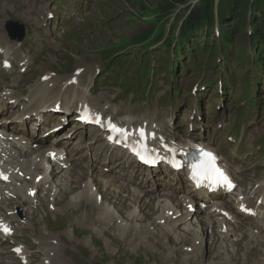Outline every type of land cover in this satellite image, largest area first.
Masks as SVG:
<instances>
[{"label":"rangeland","instance_id":"374dc122","mask_svg":"<svg viewBox=\"0 0 264 264\" xmlns=\"http://www.w3.org/2000/svg\"><path fill=\"white\" fill-rule=\"evenodd\" d=\"M175 1L181 2L180 4H176ZM205 1H208L212 5L211 16H207L204 20L205 29L207 28L205 34H208L209 37L202 38L203 34H200V40L197 38L194 39V42L198 40L195 45L198 46L199 42L203 41L200 43L202 45L201 47H203L202 43H204V46H206L208 50H211L214 46H217L219 38L222 35H227L230 39L229 42H233L231 48L234 50L230 54V59L231 57L233 59L237 55L235 51L237 49V51H239L242 48V41L240 39L241 37H235L230 33V27L232 25L230 15L224 16V20H226L228 25L223 24L224 21L220 19L219 13L223 10V0H0V25L3 23L2 27H4L7 21H13L15 18L22 22H28L25 6L29 3L34 6V9L39 12V15L44 11L52 14L53 25L51 31L41 33L37 27H28L29 35H31V40H28V43L31 44L35 50H39L42 47V42H44L46 38L52 48L49 49L44 56H37L33 60L32 66L36 69H40V71H57L61 75V81H63L69 76L70 68H79L81 63L90 64V62L96 60L95 58L98 57L99 50L103 47H107L109 44L124 45L126 44L125 40L131 39L142 33L149 35V39L142 45H135L134 48L140 53L139 59L142 58V56H146V54L142 52L148 45L150 47L147 50V54H150L151 58L163 54L165 52L164 48H162L165 43L164 41L173 37L182 27L189 13L194 8H198L199 5ZM140 7L143 9L141 13L138 11ZM14 10H16V13L12 12ZM226 10H228L227 7ZM241 11L244 13V18L247 23L240 22L239 24L244 28L242 31H246L245 34L248 36L250 33L256 31L259 25L257 21L258 15L254 9L252 0H247V3ZM46 21L48 23L51 20ZM42 35L46 36L43 37ZM0 37L4 39L1 32ZM130 46L132 45L127 47ZM208 55L210 54H205V56ZM217 62H219L218 59ZM200 69L201 71H198V69L194 67L190 69L187 68L186 71L181 73L178 79L172 81V83H162V79L160 78L156 83L155 91L150 92L148 95L147 89L140 90V97L137 99V104L128 111L130 115L125 117H129L133 121L137 120L138 125L152 124L165 127L169 135H177L185 142H187V138L192 139V136H195L197 137L196 141L201 140L205 144L218 147V149L223 152L227 151L225 147L228 146V148H230V146L227 145V143L219 141L217 138L218 130L219 132L223 130L224 121L228 123V119L230 120L234 111L241 112L243 109H248L250 114L253 115L252 120H247L252 124L251 128L254 127L257 130L256 126L258 122L260 127L256 133H262L264 131V119L259 120V118L264 115V85L257 92V98L260 104L252 111V109L248 107L251 100L248 99V96L245 95L243 91L244 83L242 77L244 75L241 73L235 74V77L230 78V86L224 87L221 83V75H217V73L211 70H203L202 67ZM233 73L237 72L235 71ZM245 76L253 81L258 77H262L263 74L259 69L251 67L247 69ZM132 77L133 73L130 71L127 74V79L130 80ZM170 85H174V87L177 88L179 91L178 95L176 96V92L174 93L173 100L169 105L163 106L162 103L161 105L158 104L157 101L163 95V89H167ZM220 87L222 96L218 99L217 96H220L216 93V89ZM104 89L105 95L102 99H98L99 101L109 100L110 91L106 88ZM204 91H207L205 98L203 101L197 102V95L199 93L203 94ZM0 93H2V89ZM133 102L134 101L130 100L128 96V99L120 105L128 106ZM122 113L124 112H119L118 117H121ZM251 115L248 116V119ZM89 132L97 134L95 130L90 129ZM227 132H231V134L235 135L236 129L230 130L228 128ZM215 133L216 136L212 139V134ZM78 137L79 135H76V138ZM223 137L229 143H233L230 140L231 137L229 134ZM260 143L263 144V141H260ZM117 160L118 159L115 158L114 162ZM263 161L264 154H262L258 160L250 163L246 170L248 178L254 179L264 174ZM121 165L127 168V173L120 170L119 172L117 171L116 174L124 175L127 178L135 176L133 185L137 186L141 191L147 192L153 200L157 195L160 197L163 194H167L174 198L186 196V193L182 194L186 190V182L183 180V176H173L171 173L159 176L154 172H148L144 169L135 167V163L128 162V160L121 163ZM121 165L116 166L115 169H118ZM54 169L56 173H58V170L56 168ZM244 174L243 172L241 177L244 176ZM109 176L116 178L112 173ZM51 180L52 177L48 178V181ZM119 181L130 186L126 182ZM155 187L160 191H153ZM246 187L248 188V186ZM238 188H241L245 192L246 188H244V186H239ZM171 189H173L178 196L175 197L174 194L171 193ZM42 190L43 193H45L44 189ZM123 195L127 196L125 193ZM253 200L255 199L253 198ZM254 202L256 204V201ZM258 206L259 205H257V207ZM193 207L195 210L200 208V211H202V213L197 214L199 217L203 216L204 211H207L208 216V210L202 209L195 203H193ZM126 208L131 209V204L128 203ZM13 213L18 220L24 222L26 215L25 208L14 207ZM115 214H117L114 219L117 222L118 230L120 226L128 228L130 223L127 220V213H124V217L120 216L119 212ZM156 215H158V213ZM261 215L264 216V209L261 210ZM261 215L251 217L248 219V222H254L256 218H261ZM68 221L69 218H64L62 222L54 226V230L65 233L70 239L75 237L81 242H86L88 250L94 249L92 239H94V242H96L97 239L103 240L104 228H97L94 226V236L85 238L80 235H74ZM103 223L106 224L108 222ZM224 226L228 228V232L225 231V235L230 238L232 234L231 227L227 224H224ZM197 227L198 225L195 218H192L185 225L179 227L176 234L181 235L183 229H196ZM206 229L207 227L205 226V234L208 235ZM216 231L218 230L216 229ZM133 236L135 237V234H133ZM245 239L246 240H243V242L238 245L241 251L247 247L246 243L249 242V239ZM139 242H146L143 236H141V240L137 239L133 245L128 246V251L118 248V253L115 256L108 257L109 263L99 262L95 264H141L136 258L140 255H142L141 261H143V264H154L151 256L148 260L145 254H137L134 252ZM153 243L160 244L157 243L156 240H154ZM163 244H165V246H163ZM163 244L162 246L164 249L162 255L165 256V260L162 261V264H174L177 263L178 260H181V240L171 242V244H169L167 240V242L164 241ZM168 245L172 247L167 248ZM189 246H192L191 242H188L187 247ZM223 247H229V242L219 238L215 250ZM207 248L208 243L204 248L205 255ZM174 249L180 254L178 257L172 252ZM195 254L196 255L189 263L186 261L183 263L194 264V261L198 258L197 252H195ZM239 254L241 257L243 256V253L239 252ZM217 255L222 258L228 254L224 253L222 250L218 252ZM199 261L203 263L200 258ZM245 261L246 258L244 259V264ZM252 264H264V262L259 261L255 263L253 261Z\"/></svg>","mask_w":264,"mask_h":264},{"label":"bare ground","instance_id":"6f19581e","mask_svg":"<svg viewBox=\"0 0 264 264\" xmlns=\"http://www.w3.org/2000/svg\"><path fill=\"white\" fill-rule=\"evenodd\" d=\"M28 16L30 18L40 17L39 12L34 8H31L28 12ZM56 81L59 82L60 80L56 77L50 78L48 81L35 86L32 89L33 94L30 98H25L24 101H29L30 104L36 103L35 105L45 102L48 99V92ZM49 84H52L51 88H49ZM2 96L3 94H0V101L2 102L14 99L11 94L5 99ZM81 99L88 102V99L84 97H81ZM0 106H5V103H0ZM73 119L74 117L70 120ZM137 123V120L133 121L127 117L116 120L117 127L123 131L133 128ZM105 128L106 124L103 123L101 131H105ZM146 130L149 139L155 144L159 142L157 141L158 137H162L166 143L181 148L184 155L194 146L190 142H174L166 128L160 125H149ZM2 138L0 137V173L5 181H0V245L4 243L3 230H11L9 227L12 226L11 236L15 240L24 241L29 246V251L26 253L28 259L26 264L109 263L108 257L115 256L118 253V248L128 251L127 247L133 245L137 239L141 240V236L146 242H139L134 252L145 254L148 260L151 256L154 264H162V261L165 260V256L162 255L163 246H165L163 243L168 240V243L171 244L170 240L177 231L176 229L174 231L170 229L175 226L181 227L177 225L179 222L189 220L196 215V212H200V209L193 210L194 194L203 193L204 198L209 201H213L215 196L214 192L210 191V186L207 183L198 185L199 178L194 173L186 170L185 174L189 180V192L186 193V196L180 199L179 202L176 198L167 194L153 200L142 191L136 190L134 192L126 184L117 181V178L116 180L106 175L110 171L103 164L96 165L92 163L79 168V165L73 164L75 158L70 154H65L64 159L56 166L59 171L57 176L54 169L49 171L48 175L53 177L51 182H47L45 178H41L36 182L34 179L41 175L43 166L53 164L51 161H54V159L47 155L48 152L55 150L45 146L31 150L30 147L33 144L29 143L30 138L27 137L18 139L16 142L8 141V136H5V141ZM95 149L94 147L93 153ZM164 155V153L159 154L160 157H164ZM61 157L62 155H59L57 159ZM169 159L170 162H181L179 159L174 160L171 157ZM162 162L165 164V161ZM184 166L188 167L187 165ZM93 167L95 171L89 172ZM28 172L34 173V175H30ZM224 176H227V174H224ZM42 188H45L47 192L43 193ZM236 189L232 192V196H228V198L234 197L232 199H235L237 195H243L237 194L235 196ZM33 190H36L37 194L31 198L30 191ZM124 193L127 196H124ZM260 194L264 197V188L257 193V200H261ZM128 203L131 204V209L126 208ZM15 206H28L26 223L20 222L13 214L12 210ZM200 206H203V204H200ZM207 206L205 204V207ZM180 207L182 212L178 214L181 211ZM213 207L220 211V214H222V210H225L222 203H216ZM233 209L236 214L241 216V219L232 223L220 214H214L216 216L215 223L219 226L209 220V215L205 219L195 216L198 227L190 229V232L185 231L180 235L179 240L182 241L181 251L183 253L184 250L185 256L181 254V260L174 264H184V261L189 263L194 256H188L187 254L195 252H197L198 258L194 261V264H221V262L222 264H244L248 249H250L248 257H252L253 260L257 257L264 258V251H261L264 249V234H260L264 229V216L260 221L249 223L246 227L242 226L243 221L254 215V211L255 214L261 215L264 203L257 207L253 199L246 194L243 199L236 201ZM2 211L5 212V215H1ZM116 212H119L122 217H124L125 212L127 213V220L130 223L128 228L120 226L118 230L117 222L114 219L117 215ZM157 213L158 215H156ZM228 214L231 220L235 219V216ZM1 217L4 218L1 219ZM64 218H69L68 223L74 235L85 238L94 236V226L104 228L103 240L96 238L97 241L94 242V239H92L94 249L88 250L86 242H81L75 237L70 239L65 233L54 230V226L62 222ZM165 220L168 223L169 231L166 229L164 240H160V238H156L155 234L163 226L157 227L156 225L159 222H165ZM103 222L108 223L104 224ZM229 222L231 224L228 226L231 227V230H234L235 235L240 234L238 236L241 239L234 240L232 246L227 250L228 255L220 258L217 253L222 249L215 250V248L218 239L224 240L225 237V234L221 232L223 223ZM207 225L206 232L208 235L205 234V226ZM216 229H219V233L216 232ZM133 234H135V237ZM249 236L250 241L246 243L247 247L241 251L238 245L243 242V237ZM32 238H36L37 242H33ZM154 240L160 244H154ZM188 242H191L192 246L187 247ZM208 242L205 255L204 248ZM171 247L168 245L167 248ZM172 252L175 253L176 257L180 255L176 249ZM239 252L243 253L242 257ZM141 257L142 255L136 258L143 264ZM199 258L202 259L203 263L199 261ZM0 264L23 263L11 247L0 246Z\"/></svg>","mask_w":264,"mask_h":264},{"label":"trees","instance_id":"16d2710c","mask_svg":"<svg viewBox=\"0 0 264 264\" xmlns=\"http://www.w3.org/2000/svg\"><path fill=\"white\" fill-rule=\"evenodd\" d=\"M172 1V0H168ZM176 4H180L181 1H175ZM247 3V0H223V10L219 13L221 21L223 20V24L228 25L226 23V20H224V16H229L232 19L231 20V30L230 33L234 36H245L242 31V26L239 24L240 22H246L244 18V13L241 11V9L244 7V5ZM252 3L254 5V9L257 12L258 15V22L260 23V27L262 33L260 34L264 38V0H252ZM212 5L208 2H202L198 8H194L189 15L186 17L181 29L179 30V34L177 38L173 39L177 41V44L184 47L186 45H191V39L193 38H200V34H205L207 31V28L205 29V23L204 20L207 16H211V7ZM226 7L228 10H226ZM143 9L141 7L138 9V11L141 13ZM257 34H252V41L254 38L257 40ZM206 37V35H204ZM230 39L227 36H224L221 38L222 44L226 45L229 43ZM254 44V43H253ZM201 51L204 52L203 49ZM222 52V50H221Z\"/></svg>","mask_w":264,"mask_h":264},{"label":"snow or ice","instance_id":"6c2138e0","mask_svg":"<svg viewBox=\"0 0 264 264\" xmlns=\"http://www.w3.org/2000/svg\"><path fill=\"white\" fill-rule=\"evenodd\" d=\"M114 130H115V129H114ZM206 155L208 156L209 160L212 159L211 154H206ZM214 171H215V173H216V175H217V177H218L219 179L223 180L225 183H228V181H227V177L224 176V174H223L222 172H220L219 169H214ZM4 230H5L6 232L8 231L7 229H4Z\"/></svg>","mask_w":264,"mask_h":264}]
</instances>
